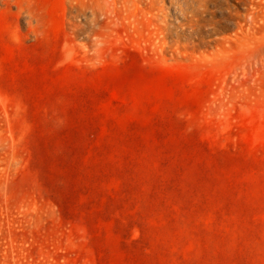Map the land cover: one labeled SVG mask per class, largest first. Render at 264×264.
Returning <instances> with one entry per match:
<instances>
[{
	"label": "rangeland",
	"instance_id": "rangeland-1",
	"mask_svg": "<svg viewBox=\"0 0 264 264\" xmlns=\"http://www.w3.org/2000/svg\"><path fill=\"white\" fill-rule=\"evenodd\" d=\"M0 264H264V0H0Z\"/></svg>",
	"mask_w": 264,
	"mask_h": 264
}]
</instances>
